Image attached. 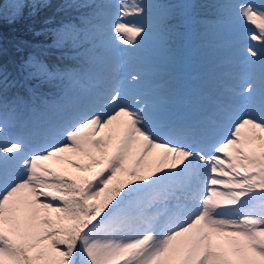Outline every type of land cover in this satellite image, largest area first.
<instances>
[{
  "label": "snow or ice",
  "instance_id": "snow-or-ice-1",
  "mask_svg": "<svg viewBox=\"0 0 264 264\" xmlns=\"http://www.w3.org/2000/svg\"><path fill=\"white\" fill-rule=\"evenodd\" d=\"M237 7L260 43L241 53L240 91L230 101L239 116L212 153L160 139L152 121L165 115L146 111L143 99L134 109L117 104L126 93L115 88L112 113L84 117L46 152L29 154L0 128V264H264V5ZM146 8L120 5L108 25L113 47L147 42L150 30L138 22ZM142 76L130 73L137 84ZM63 153L90 158L88 168L73 163L81 171H100L77 180L44 163ZM148 156L159 160L150 174L125 166ZM117 173L130 179L109 188Z\"/></svg>",
  "mask_w": 264,
  "mask_h": 264
},
{
  "label": "trees",
  "instance_id": "trees-1",
  "mask_svg": "<svg viewBox=\"0 0 264 264\" xmlns=\"http://www.w3.org/2000/svg\"><path fill=\"white\" fill-rule=\"evenodd\" d=\"M139 2L147 6V15L142 20L153 22L157 31L149 33L147 49L143 50L148 60L182 63L189 53L197 62L208 57L211 42L218 47L215 45L220 43L217 34L208 36V33L225 16L222 10L229 0ZM4 3L5 0H0V8ZM103 5V0H23L19 15L13 20L0 14L2 114L7 115L14 109L20 124L29 131L42 125L50 127L53 121L60 119V113L76 99H72L68 90L71 75L81 68L80 62L91 66L99 64L108 52L106 41L102 39L91 44L89 40L83 42L82 37L71 40L65 32L85 30ZM41 65L51 75L39 73ZM91 164L90 158L81 156V168ZM57 173L77 180L91 178L93 174L76 172L71 162H66ZM127 180L128 174L116 177L109 188Z\"/></svg>",
  "mask_w": 264,
  "mask_h": 264
},
{
  "label": "rangeland",
  "instance_id": "rangeland-1",
  "mask_svg": "<svg viewBox=\"0 0 264 264\" xmlns=\"http://www.w3.org/2000/svg\"><path fill=\"white\" fill-rule=\"evenodd\" d=\"M103 1L104 5L100 8V18H93L89 21L85 30L78 28L70 29L65 32L71 40L82 37L83 42L89 40L91 44H94L100 39L106 41L105 46L108 52L105 53V58L102 59L101 65L95 68V72L92 75L84 73L83 70L74 72V74L71 75L68 93L81 98L82 101L80 103L83 106L82 109L85 114L79 115L77 113L78 111L71 112L68 115L69 119L67 123H64V125H58V128L55 127L52 130H47V132L34 133L36 135L34 138H28L27 134L29 131L23 129L24 126L20 124L14 110H11L7 115L0 112V128L7 129L4 136L7 137L9 142L19 141L25 145L29 154L46 152L54 146H63L67 142L64 130L73 126H78V122L82 121L84 117H90L93 114L112 113L115 105L110 104L109 100L111 99V93L114 88L122 90V94L126 93V95H123L122 99L117 100V104L129 109H134L138 107V102L143 99L147 105L146 111L151 113L157 112L158 109L162 110V108H169L168 102L171 99L167 96V93L172 92V89L180 85V81H188L187 70H176L182 71L179 73L175 70L170 71L162 66L159 61H145L142 58L140 53L147 49L148 40L134 51H119L118 48L127 47L123 45L113 47L112 41L109 38L108 25L112 19L115 18V15L120 10V5L123 4L125 0ZM139 1L140 0H136V2ZM22 3L23 0H5L3 7L0 8V14L9 20H13L19 15ZM127 3L132 4L133 0H127ZM245 3L260 7L264 5V0H229L226 8L222 10L225 11V16H223L208 33V36H211L215 32L217 38H219L220 41L222 40V42L216 46H224L223 43H230V48L228 49L214 47L213 42L209 44L212 48L209 50L210 54H208L211 65L216 67L222 66L220 74H227V77L230 76L229 79L231 80L229 83H223L218 80V78L215 80V86L219 87L220 90V92H217V95L221 98L226 95L231 96L232 99L240 91L239 83L234 81L233 74L241 71L239 65L242 59L241 53L244 51L245 46L254 48L259 47V41H252L249 38L250 34L256 32L257 29L254 25L247 23L239 14V8L237 6ZM127 19L136 21L134 18L132 19L130 17ZM142 23L149 28V33L153 34L157 32L153 23ZM133 70L142 71L143 76L140 84L131 80L130 73L133 72ZM106 80L109 82H105ZM226 99L229 100L228 98ZM224 113L225 114L222 115V119L220 120V124H214L211 127L207 125L201 126V128H199L200 131H198L194 137L184 141L178 140V142L188 147L203 148L206 154L212 153L214 145L229 137L232 126L237 122V117L239 116V113H233L232 111L228 113L225 111ZM152 123L158 131L159 138L166 140L164 132L161 133L159 130L160 123L155 121H152ZM162 124L163 126L165 125V123ZM50 132L52 134H50ZM17 137L19 139H17ZM2 143L3 140L0 139V144ZM60 156L63 157V159L54 157L52 160L45 161L44 163L47 164L52 171L57 173L66 162L80 165L82 155L63 153L60 154ZM136 159V157L129 158L125 166L129 170L139 171L141 175L150 174L159 163V160L155 156H148L145 158L143 165L137 166ZM73 168L76 172L82 173L80 169L74 166ZM92 170L91 172H98L100 168L93 167ZM167 170L168 169H166V171ZM125 174L126 173H117V177H122ZM156 174L159 175L160 173ZM128 177L130 179L129 175ZM152 178L155 179V176ZM138 183H140V181H138ZM216 187L220 189V186ZM56 215V213H51L52 218H55ZM60 247L63 249L64 246Z\"/></svg>",
  "mask_w": 264,
  "mask_h": 264
}]
</instances>
